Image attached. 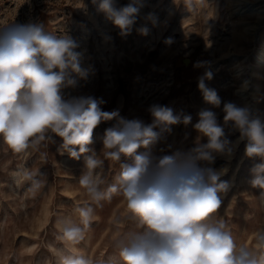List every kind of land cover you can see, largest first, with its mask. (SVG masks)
<instances>
[{
  "label": "clouds",
  "instance_id": "obj_1",
  "mask_svg": "<svg viewBox=\"0 0 264 264\" xmlns=\"http://www.w3.org/2000/svg\"><path fill=\"white\" fill-rule=\"evenodd\" d=\"M92 2L122 37L131 33L138 18L144 21L136 29L141 35L149 33V23L158 24L154 13L141 17L144 0H129L124 6H118L117 0ZM184 3L191 7L204 0ZM165 43L171 44V38ZM78 48L70 35L47 31L42 23L0 28V141L22 158L12 173L16 187L32 196L42 189L44 174L39 168L26 167V158L37 153L46 160L42 149L56 143L57 137L61 155L84 159L78 184L86 199L74 206L73 215L55 222V239L63 246L56 250V264H110L84 254L79 246L86 243L98 219L97 209L114 196L125 203L123 215L112 221L118 264H264V228L253 232L249 241L238 243L226 221L215 215L233 184L221 179L227 167L213 166L217 156L230 162L239 144L246 141L245 157L261 161L251 168L249 183L259 190L264 204V121L247 106L225 102L221 126L212 110L221 106V97L206 84L214 73L208 62H197L194 67L205 68L198 88L211 108L198 112L193 125L198 135L192 148L156 155L153 149L167 140L173 126L189 125L192 116L154 103L147 109L152 122L145 124L119 117L118 111H103L101 98L66 99L64 89L75 88L94 75L92 66H82ZM116 118L118 122L105 130L98 154L90 147L94 130ZM226 127L239 133L235 141L226 135ZM106 161L119 165L111 182L103 174ZM122 224L131 226L121 231Z\"/></svg>",
  "mask_w": 264,
  "mask_h": 264
},
{
  "label": "rangeland",
  "instance_id": "obj_2",
  "mask_svg": "<svg viewBox=\"0 0 264 264\" xmlns=\"http://www.w3.org/2000/svg\"><path fill=\"white\" fill-rule=\"evenodd\" d=\"M251 1L257 3L256 7L264 6V0ZM117 3L124 6L129 0H117ZM144 4L141 17L154 13L158 18L157 26L147 25V35L137 32L144 23L138 18L131 33L122 37L120 30L97 11L92 0H0V28L42 23L47 31L67 33L77 41V51L83 54L82 66H92L94 75L87 81H79L75 88L64 89L66 99L101 98L103 111H118L119 117L140 119L145 124L152 122L147 109L154 103L190 114L192 122L173 126L167 140L153 149L156 155H172L192 148L198 135L193 128L198 112L211 108L198 88V78L205 68L194 67L197 62H208L214 73L206 84L221 97V106L212 109L221 126L225 102L247 106L264 121V61L258 59L260 49L264 48V19L255 33L247 31V25L258 18L256 12L249 10L251 5L240 9L237 0H204L203 4L191 7L184 0H144ZM169 38L172 43L166 44ZM240 68L244 70L239 71ZM247 78L253 82L244 95L242 81ZM118 119L102 122L94 130L90 147L98 154L103 148L105 130ZM225 132L232 141L239 136L227 127ZM55 139L56 143L42 149L47 152L46 160H41L37 153L26 158V167L39 168L44 174L45 184L35 196L16 187L12 173L22 158L0 141V264H45L46 261L56 264V250L63 246L55 239V222L62 216L73 215L74 206L86 199L78 184L83 156L77 161L66 153L61 155L57 151L61 141ZM245 143L239 144L230 162L217 156L213 165L228 168L221 179L231 181L233 186L223 195L215 215L226 221L238 243L249 241L253 232L264 228V204L258 198L259 190L251 188L249 183L251 168L261 161L245 157ZM118 172V164L105 162L103 174L108 182ZM102 203L86 243L79 247L94 259L118 264L112 221L123 215L125 203L120 196ZM130 226L119 227L123 231Z\"/></svg>",
  "mask_w": 264,
  "mask_h": 264
},
{
  "label": "bare ground",
  "instance_id": "obj_3",
  "mask_svg": "<svg viewBox=\"0 0 264 264\" xmlns=\"http://www.w3.org/2000/svg\"><path fill=\"white\" fill-rule=\"evenodd\" d=\"M237 1H238V6L240 7V9H243V8L245 9L246 7L251 5L249 10L251 12H256V14L258 16L257 20L254 23H249L247 25V31H252L255 33L260 28L259 26L263 22L264 6L262 5V6L256 7L257 3H253L251 0H237ZM245 11H247V10H245ZM258 59L260 62L262 60L264 61V48L260 49L259 54H258ZM242 70H244V69L240 68L239 71H242ZM252 72H253V74L257 73L256 71H252ZM242 82H243V88H244L243 94L246 95V94H248V89L251 87L250 85L253 82V80L251 78H247V79H244Z\"/></svg>",
  "mask_w": 264,
  "mask_h": 264
}]
</instances>
